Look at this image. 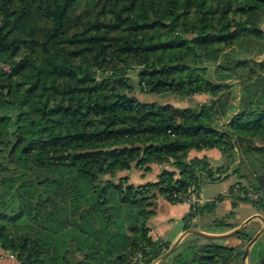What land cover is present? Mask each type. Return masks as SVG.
Returning <instances> with one entry per match:
<instances>
[{
	"label": "trees",
	"instance_id": "trees-1",
	"mask_svg": "<svg viewBox=\"0 0 264 264\" xmlns=\"http://www.w3.org/2000/svg\"><path fill=\"white\" fill-rule=\"evenodd\" d=\"M229 176L186 229L226 196L264 212V0H0V247L15 264H151L170 247L150 234L156 200ZM198 240L159 264H243Z\"/></svg>",
	"mask_w": 264,
	"mask_h": 264
},
{
	"label": "crops",
	"instance_id": "crops-1",
	"mask_svg": "<svg viewBox=\"0 0 264 264\" xmlns=\"http://www.w3.org/2000/svg\"><path fill=\"white\" fill-rule=\"evenodd\" d=\"M209 156L211 157V155ZM214 157L217 160L220 159L218 155H215ZM160 167L162 166H155L154 170L157 169V171L158 170L160 171L161 170ZM145 181L146 179L144 180L138 177V181H136V183H141ZM227 191L222 195H226ZM216 196L217 195L208 197L206 198V200H203L202 203H200L199 199L198 200L200 204H204L212 200ZM235 207L232 206L231 198L226 196L223 199L217 201L214 208L211 211H204L201 214H197L195 217H193V219H190L188 221L190 227L186 229L185 228V224L187 222L186 216L190 211V205L187 202L169 203L168 201L159 197L155 202V214L151 216L149 220V225L151 228L150 234L154 239L160 238L165 241H169L170 244H172L186 230L188 229L196 230V231L199 230L205 234L212 236L209 237L195 233H190L184 237L181 244L189 239L194 238L195 236H198L199 243H207L213 241L214 243H218V244L237 245L238 247H240V249L244 251V248L246 247L248 242L244 243L239 238L232 236L233 233H231V230H233L241 223H243L247 218L255 214L261 215L264 218V212L253 207V210H251L247 214L237 217L238 215L235 212L236 209ZM178 219L182 220L183 223L182 227H180L170 239L175 221ZM219 219H224V225L215 226L214 222ZM253 224H254L253 226L254 229L251 232H253V236H254L262 228L263 221L259 217H254L252 220H250L247 223V225L244 228H247ZM230 226H234V227H230ZM263 248H264V232L251 245L249 249V253L245 259V263L259 264L258 254ZM0 264H15V258L12 256V254L3 251L1 247H0Z\"/></svg>",
	"mask_w": 264,
	"mask_h": 264
},
{
	"label": "rangeland",
	"instance_id": "rangeland-1",
	"mask_svg": "<svg viewBox=\"0 0 264 264\" xmlns=\"http://www.w3.org/2000/svg\"><path fill=\"white\" fill-rule=\"evenodd\" d=\"M132 75V74H131ZM133 77V75H132ZM135 95L143 101H156V102H160V103H171L173 105L179 106V107H184V106H195L197 103L203 102V101H207V98L205 96H193V97H186V98H182L176 95H171V94H164V95H160V96H154V95H149V94H142L140 93L138 90H136ZM210 155H212L211 153H209ZM210 161H212V163L214 165H219L221 164L220 159H216L214 156L209 157ZM160 169L162 170L163 168L160 167ZM159 171V170H158ZM157 169L154 170L153 173H149L146 172L142 175V171L140 170H132L131 171V179L136 182L138 181V177L142 178V179H146V180H153L155 179V175L158 172ZM235 181L234 176H229L223 180L220 181H214V182H210L208 180H206L205 178L201 179L200 182V186H199V200L200 203L203 202V200H206V198L208 197H212L218 194H224L229 186ZM185 202V201H183ZM235 212L238 215L237 217H240L241 215H245L248 212H250L251 210H253V206L251 204H249L248 202H244V201H239L235 207ZM239 219V218H238ZM182 220L178 219L175 221L173 230H172V234L170 236H173V234L176 233V231L182 227ZM253 225L247 227L246 229L248 231H253Z\"/></svg>",
	"mask_w": 264,
	"mask_h": 264
},
{
	"label": "water",
	"instance_id": "water-1",
	"mask_svg": "<svg viewBox=\"0 0 264 264\" xmlns=\"http://www.w3.org/2000/svg\"><path fill=\"white\" fill-rule=\"evenodd\" d=\"M254 217H259L262 219L263 221V226L262 228L248 241L246 247L244 248V251H243V255L241 256V260H242V263L243 264H246L245 263V259L249 253V249L251 247V245L256 241V239L264 232V218L261 216V215H258V214H255L249 218H247L243 223H241L239 226H237L236 228H234L233 230H231V233H234V232H237L241 229H243L247 223L252 220ZM190 233H195V234H199V235H204V236H212V235H208V234H205L199 230H191V229H188L186 230L183 234H181L172 244H170V247L168 248V250L163 253L159 258H157L156 260H154L151 264H159L162 260H164L165 258H167L171 253L175 252L179 245L181 244L182 240L184 239V237L187 235V234H190Z\"/></svg>",
	"mask_w": 264,
	"mask_h": 264
},
{
	"label": "built area",
	"instance_id": "built-area-1",
	"mask_svg": "<svg viewBox=\"0 0 264 264\" xmlns=\"http://www.w3.org/2000/svg\"><path fill=\"white\" fill-rule=\"evenodd\" d=\"M183 200L190 205V208L194 206L199 200L194 194H188L183 197Z\"/></svg>",
	"mask_w": 264,
	"mask_h": 264
}]
</instances>
